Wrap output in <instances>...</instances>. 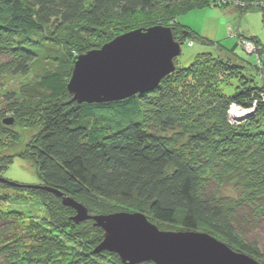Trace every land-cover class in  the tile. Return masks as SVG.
<instances>
[{
	"label": "trees",
	"instance_id": "1",
	"mask_svg": "<svg viewBox=\"0 0 264 264\" xmlns=\"http://www.w3.org/2000/svg\"><path fill=\"white\" fill-rule=\"evenodd\" d=\"M202 7L258 12L264 24V0H0V55L8 58L0 74L25 75L34 61L50 62L37 75L36 94L19 100L11 92L0 108V146L12 127L34 123L19 154L0 149V264H129L100 250L101 228L78 220L57 193L89 217L139 213L264 264L263 253L244 242L264 224V84L248 73L262 76L264 47L239 34L227 48L178 24ZM158 25L173 27L178 42L215 52L195 55L186 68L175 59V71L146 93L72 102L67 84L78 56ZM238 47L255 56V67L237 56ZM230 104L250 110L240 123L229 121ZM14 159L33 163L37 185L2 178ZM225 188L235 196H223ZM10 201L32 211L8 209Z\"/></svg>",
	"mask_w": 264,
	"mask_h": 264
},
{
	"label": "water",
	"instance_id": "2",
	"mask_svg": "<svg viewBox=\"0 0 264 264\" xmlns=\"http://www.w3.org/2000/svg\"><path fill=\"white\" fill-rule=\"evenodd\" d=\"M172 30L132 31L78 56L67 84L72 102L119 101L157 87L175 71L174 60L181 54L183 43L174 40ZM57 195L77 211L78 220L91 219L102 228L99 249L116 253L123 263L258 264L208 235L162 232L139 213L89 217L81 205Z\"/></svg>",
	"mask_w": 264,
	"mask_h": 264
},
{
	"label": "rangeland",
	"instance_id": "3",
	"mask_svg": "<svg viewBox=\"0 0 264 264\" xmlns=\"http://www.w3.org/2000/svg\"><path fill=\"white\" fill-rule=\"evenodd\" d=\"M177 22L180 26L184 27L186 30L195 33V35L210 41L220 42L225 45L227 48H231L233 43L236 42V35L243 34L249 37H255L258 39L260 44L264 47V24L261 21V15L258 12H251L245 15H240L239 13H235L230 8H217V7H202L196 8L187 11L186 13L181 14L177 18ZM157 27H163L162 25H158ZM172 28L173 27H168ZM174 31V30H172ZM177 34V33H176ZM174 37V34H173ZM52 39L54 36L51 37ZM175 41L176 38H174ZM243 50L246 53H253L254 47L249 45L248 43H244ZM243 50L238 47L236 50L237 56L243 61L249 63L251 67L256 66L255 56H249L243 52ZM212 53L214 54L213 47H208L201 44H196L189 42L188 40L181 47V54L177 58V66L181 68H186L190 65L195 55L199 53ZM8 61L7 55H0V64L6 63ZM50 64L49 61L44 60V58H40L30 66L29 73L25 75L16 74L11 75L10 73L2 72L0 74V108L2 106H6L5 102L7 94L11 92L15 93L19 100H23L26 96H31L32 93L36 94V91L33 89L37 87L38 79L37 75L44 72L46 70L47 65ZM249 75L254 77L255 82L258 85L264 84V72L261 77H258V72L256 69L252 68L249 70ZM224 87V86H222ZM25 95H24V94ZM27 98V97H26ZM264 100V96L262 97ZM8 105V103H7ZM228 119L232 123H240L247 116L248 111L244 110L242 107L237 106L236 104H230L228 106ZM252 110V109H251ZM8 125V124H7ZM22 128H11L10 140L5 141L6 144L0 146L1 152L4 154H19L21 150L25 148L27 142L30 141L31 135H33L34 123L28 122L27 124H22ZM3 154V153H2ZM2 178L17 182L24 185H37L39 183L37 177V170L33 163L28 161H22L18 159H14V163L3 173H1ZM229 188H225L222 191V195L225 197H234L233 192L228 191ZM24 208L21 203H15L10 201L6 203L8 209H23L26 215H29L32 211L33 205L27 204L24 202ZM17 206V207H16ZM37 206V205H35ZM115 206V207H112ZM112 209H125L130 206H124L121 204L112 203ZM131 214V213H128ZM112 215V214H111ZM99 215L94 214L93 217H98ZM147 218V217H146ZM149 221L150 219L147 218ZM85 221V220H84ZM154 224L152 221H150ZM157 228L162 232H174L166 225L154 224ZM102 230V228H101ZM103 232V240H104V231ZM248 238L245 237V243L249 245V247L254 250L261 251L264 257V224L257 231H247ZM264 263V258L263 261Z\"/></svg>",
	"mask_w": 264,
	"mask_h": 264
}]
</instances>
